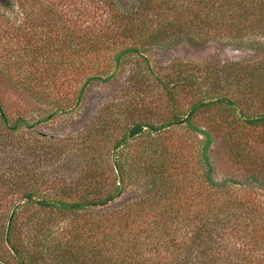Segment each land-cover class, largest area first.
<instances>
[{"label":"trees","instance_id":"trees-1","mask_svg":"<svg viewBox=\"0 0 264 264\" xmlns=\"http://www.w3.org/2000/svg\"><path fill=\"white\" fill-rule=\"evenodd\" d=\"M258 36L264 0H0V75L33 99L67 112L114 76L111 61L133 56L164 105L118 131L104 118L64 140L79 173L63 187L41 165L56 143L25 139L31 125L0 106V264H264V202L245 189L264 180H216L209 154L222 131L237 163L256 164L264 59L155 70L143 55L185 41L258 51ZM181 123L182 134L168 128Z\"/></svg>","mask_w":264,"mask_h":264},{"label":"rangeland","instance_id":"rangeland-1","mask_svg":"<svg viewBox=\"0 0 264 264\" xmlns=\"http://www.w3.org/2000/svg\"><path fill=\"white\" fill-rule=\"evenodd\" d=\"M254 39L262 45L258 51L246 45L236 48L218 42L196 45L185 41L166 49H151L143 55L150 59V65L155 70L164 68L173 59L185 62L213 61L218 65L251 58L264 59V36ZM113 64L111 61L109 71L114 70V76L108 81H93L86 87L81 102L67 112H61V106L55 105V101L41 102L33 99L0 75L1 108L11 121L18 118L26 125H31L22 129L26 133L24 138L41 140L47 147L56 143L61 150L56 157L41 164L45 166L47 177L59 182L61 187L64 182L75 180L79 173V161L71 150L72 144H66L64 140L76 139L84 128L94 122L100 123L104 118L111 122V129L118 131L134 117L148 114L155 118L163 109V103L157 100V81L152 75H147L148 69L141 57L132 56L118 68ZM194 123L200 128H207L201 118ZM168 128L176 134L186 131L184 123L173 124ZM211 133L209 154L216 180L232 178L245 181L252 174L264 180V143L252 142L257 156L255 165L242 164L229 155L224 133L217 130ZM196 136L203 138L199 133ZM246 188L264 202V184L253 182Z\"/></svg>","mask_w":264,"mask_h":264}]
</instances>
